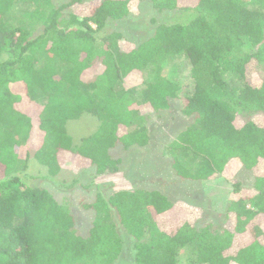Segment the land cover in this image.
<instances>
[{"label":"trees","instance_id":"16d2710c","mask_svg":"<svg viewBox=\"0 0 264 264\" xmlns=\"http://www.w3.org/2000/svg\"><path fill=\"white\" fill-rule=\"evenodd\" d=\"M17 2L28 9L11 23ZM143 4L175 15L138 44L107 32ZM180 57L192 80L180 112L193 123L165 148L171 170L211 181L237 160L251 185H231L218 228L200 227L192 206L172 220L173 202L159 191L106 197L95 186L84 205L93 222L79 235L54 193L18 174L30 161L51 182L69 161L95 178L116 174L111 150L149 143L140 107L158 114L182 93L161 72ZM142 85L138 104L131 92ZM83 115L99 126L74 143L67 125ZM124 238L127 264H179L183 255L187 264H264V0H0V264H117Z\"/></svg>","mask_w":264,"mask_h":264},{"label":"rangeland","instance_id":"374dc122","mask_svg":"<svg viewBox=\"0 0 264 264\" xmlns=\"http://www.w3.org/2000/svg\"><path fill=\"white\" fill-rule=\"evenodd\" d=\"M66 3L70 0H58ZM28 9V5L23 2L14 4L8 13L7 19L11 23H18L21 12ZM156 11L149 5L143 4L136 7L130 17L111 23L107 32L118 31L122 33L127 42L138 44L146 41L157 25L170 23L175 14ZM40 28L34 34L39 33ZM190 66L188 61L180 57L170 65L163 67L162 75L171 81L180 82L183 90L179 98L171 103L168 110L158 114H144L145 107H140L143 114V127L148 132L149 143L144 147H131L124 150L117 147L110 151L112 157L121 160V166L116 174L93 177L92 169L83 166L80 161H69L65 164L63 171L53 182L44 179L46 171L35 161H30L26 171L18 175L31 187H41L54 193L56 200L66 206L73 214L75 228L79 235L84 236L93 222L94 213L84 208L90 204L95 197L96 188L106 197L120 190L140 189L144 191H159L173 202V214L169 216L172 220L183 219L187 212L198 211L201 214L200 227L205 225L221 227V215L230 197L231 185L235 182L243 186H250L252 176L245 171L240 162L231 160L224 167L221 175L211 181L188 182L180 181L176 178L169 165V158L165 155V148L183 130L193 123V118L182 115L180 112V101L183 95L192 86L190 78ZM263 73H260L262 76ZM131 85L135 81L131 79ZM145 86H139L131 92L135 102L142 99V91ZM139 121L134 122L133 128L138 127ZM98 122L89 115H83L77 121L69 122L67 132L74 143L81 138L87 137L98 129ZM30 150L33 144L28 143ZM73 180H77V185L67 188ZM66 182V183H65ZM91 184V185H90ZM181 203V204H179ZM184 203V204H183ZM179 205H186L183 212L178 211ZM168 219L166 222L168 223ZM125 239L124 252L117 264L130 263L128 248L130 241ZM187 256L181 257L179 264H187Z\"/></svg>","mask_w":264,"mask_h":264}]
</instances>
